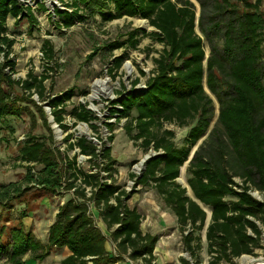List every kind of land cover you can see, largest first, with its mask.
Returning a JSON list of instances; mask_svg holds the SVG:
<instances>
[{
  "label": "trees",
  "instance_id": "16d2710c",
  "mask_svg": "<svg viewBox=\"0 0 264 264\" xmlns=\"http://www.w3.org/2000/svg\"><path fill=\"white\" fill-rule=\"evenodd\" d=\"M197 1L203 11L207 2L213 6L208 20L202 14L198 22L210 47L207 60L191 0H71L65 3L71 10H56L54 15L63 17L66 28L73 25L75 18L85 21L86 13L98 15L104 23L139 17L154 28L152 32L132 30L126 34V40L108 47L110 51L125 46L135 49L140 39L147 37L163 46L153 59L155 67L145 88H136L139 83L136 79L128 94L121 92L119 100L111 102L110 116L118 114L119 120L126 119L128 135L140 140L144 150L153 149L157 154L145 163L140 175L131 174L130 178L135 180V189L139 186L155 189L176 216L183 250L191 258V261L181 258V264H202L203 230L211 257L209 264H237L236 258L257 257L259 250L264 251V0ZM61 2L64 4V0ZM39 9L47 10L43 4ZM9 18L15 23L26 20L30 27L38 24L30 6L20 0H0V124L8 116L21 114L20 103H31L40 109L31 99L36 94L40 102L47 101L53 123L66 132L63 114L73 90L48 97L45 81L54 70L49 66L39 76L31 71L25 79L13 78L16 62L10 54L15 40L9 34ZM42 50L48 61H53L56 54L51 41L45 40ZM124 59V56L114 59L110 75L121 68ZM204 80L219 101L220 129H214L190 158L191 149L208 130L213 115V101L205 90ZM13 88H19L28 97H15ZM116 104L120 111L114 108ZM41 113L50 132L29 135L22 142L18 160L25 175L20 182L0 184V208H9L20 201L31 188L70 196L58 206L46 244L38 243L23 229L12 230L11 261L22 264L19 260L24 255L38 250L42 254L36 258L41 260L56 248L67 250L59 264H116L125 257L153 264L159 236L144 232L142 214L128 205L135 190L128 192L117 184L114 175L118 170L111 146L106 147L103 142L99 148L86 136L74 138L73 134H67L66 148L62 151L47 116L42 110ZM72 113L77 122L98 130L92 124L98 118L85 105L75 107ZM102 124L113 131L112 123ZM166 124L190 127L184 139L189 147H177L175 133L165 129ZM113 139V134L107 138L108 142ZM71 150L78 152L69 156ZM78 154L87 158L89 170L80 167ZM187 161V182L195 199L177 181ZM235 177L241 178L242 184ZM252 188L262 193V200L251 195ZM203 206L211 210L208 224ZM92 207L109 235L98 226ZM4 235L5 229L0 226V258ZM109 240L115 245L114 254L107 251Z\"/></svg>",
  "mask_w": 264,
  "mask_h": 264
},
{
  "label": "rangeland",
  "instance_id": "374dc122",
  "mask_svg": "<svg viewBox=\"0 0 264 264\" xmlns=\"http://www.w3.org/2000/svg\"><path fill=\"white\" fill-rule=\"evenodd\" d=\"M45 1L48 4H46L47 10L41 11L39 5ZM191 1L196 10V30L204 41L207 60L210 54V47L206 37L200 31L198 22L202 14H205V21L208 20L213 11V6L207 2L203 11L201 4L197 0ZM20 2L32 8L38 24L36 27H30L26 20L19 23H15L12 18L7 20L10 37L15 40L10 54V58L16 62V73L13 78L25 79L31 71L39 76L45 73L44 70L48 66L50 68L53 67L54 70L49 73L51 78L45 81L46 95L51 98L58 97L64 92L73 90V96L65 103L63 116L64 124L68 126L66 132H63L62 129L53 123L47 101L40 102L36 94L31 99L41 106L40 109L35 108L31 103H20L21 114L8 116L6 122L0 124V184L20 182L23 179L25 168L22 167L18 160L22 142L29 135H48L50 132L48 127L44 125L42 110L47 116L56 144L62 151H65L66 148L64 138L67 134H73L74 138L86 136L97 144L99 148H102L103 142L106 143V147L111 146V155L116 161L115 167L118 170L114 178L117 184L124 186L126 191L132 192L135 190L128 203L131 208L139 209L146 229L158 228L160 221L172 224L171 216L173 214L165 206L156 190L142 186L135 189V180L130 178L131 174L137 176L142 173L146 163L144 160L149 156H154L155 151L153 149L144 150L140 140H133L128 135L125 127L128 122L126 119L119 120L118 114L110 116L111 102L119 100V93L128 94L132 90L133 82L136 79L139 80L136 88L146 84V80L155 67L153 59L159 56L163 46L147 37L141 38L135 49L125 46L110 51L108 47L114 42L126 40V34L132 30L145 29L147 32H152L154 28L149 26L147 20L139 17H125L104 23L98 15L89 16L88 13H86L87 18L85 21L80 22L75 18L73 25L66 28L64 27L63 17L60 15L55 16L54 13L56 10L61 12L68 9L71 10L65 4L70 3L71 0H64V4L61 0L55 2V4L53 2L49 4V0H20ZM262 8L264 10V4ZM138 35L140 36L141 34L138 33ZM45 40L51 41L56 54L51 62L48 61L42 50ZM218 42L221 43V41ZM119 56L125 57L124 62L120 69L115 70L110 75L109 69H111L114 59ZM141 72L146 75L143 76ZM97 81L106 82L105 88H100L102 91L94 87ZM204 87L213 101V115L208 130L198 141L197 145L191 149L190 158L198 146L203 141L208 140L214 129H220L218 124L219 101L207 88L206 80H204ZM97 90L98 92H95ZM11 92L17 98L28 97L19 88H13ZM94 94L95 97L93 98ZM79 105H85L98 118L97 121L92 122V124L98 126V130L94 131L88 124L76 121L72 112ZM23 108L25 109L23 110ZM114 108L121 110V107L117 104ZM106 121L113 124L112 132L103 126L102 123ZM164 128L175 133L174 142L177 147H189L184 139L190 127L181 128L174 124H166ZM111 134H113L114 139L112 142H108L107 138ZM98 136L103 139L102 142L97 139L99 138ZM75 152H78V150L68 151V154L73 156ZM86 159V157L78 154L80 167L89 170L90 164L86 162ZM188 166L189 162L187 161L181 168L178 182L187 188L188 195L192 197L194 195L192 191L190 193L191 189L188 188L187 182L189 178ZM183 178L187 182V186L183 182ZM235 181L238 184H242V180L239 177H235ZM250 193L257 200L263 199L262 193L254 188L250 190ZM69 196V194L52 195L41 189L31 188L20 201L15 202L9 208H0V226L5 229L3 237L4 250L1 254L0 264H14L11 261L12 230L23 229L25 232L30 233L38 243L46 244L48 229L55 219L57 208ZM203 208L207 214H210L211 210L209 207L203 206ZM91 211L95 213L97 210L92 207ZM158 212L161 213L159 214L160 219L156 216ZM162 212H165V214H162ZM205 232L206 230H203L200 233L204 246V249L201 250L200 258L202 264H209L211 257L205 249ZM175 234L171 247L176 249V255L182 254L183 258L191 261L190 256L183 250L180 231L178 230ZM63 253L62 250L52 248L44 259L38 260L36 256L42 254L38 250L37 252H28L19 261L22 264H59L64 257ZM258 254L259 256L257 257L246 255L235 260L237 264H254V259H261L262 262L260 261L259 263L264 264V251L259 250ZM132 264H142V261L137 260L132 262Z\"/></svg>",
  "mask_w": 264,
  "mask_h": 264
},
{
  "label": "crops",
  "instance_id": "0c3cea01",
  "mask_svg": "<svg viewBox=\"0 0 264 264\" xmlns=\"http://www.w3.org/2000/svg\"><path fill=\"white\" fill-rule=\"evenodd\" d=\"M180 174H181V170H180ZM178 179H177V181H178ZM183 182H184V180H183ZM148 188L153 189L151 187H148ZM187 194H188V191H187ZM128 205L130 206L129 203H128ZM138 211H139V209H138ZM93 214L95 216V219L97 221L98 226L104 231V233L106 235H109L108 231L106 230L105 224L98 217V212L96 211ZM159 214H161V213L158 212L156 214V216H157V218L160 219ZM162 214H165V212H162ZM168 214H169V216H171L170 213H168ZM152 215H154V214H152ZM209 215L210 214H207V224L209 223V221L211 219V218L209 219ZM171 219H172V224L160 221L159 222L160 226L158 228L153 227L151 229H146L145 226L143 225V220H142V230L144 232H149L152 235H158L159 236V240L156 244V248L154 251V256H155V260H154L155 262H153L154 264H181L180 259L183 258V255L182 254L176 255V253H175L176 249L171 247V242H172L174 236L176 235L175 232L178 231V228H176L178 226L176 216L173 214V216H171ZM205 237H206V232H205ZM203 247L204 246H203V242H202V250L204 249ZM106 248H107L108 252L113 253V254L115 253V245L113 244L112 241L109 240L107 242ZM205 249L207 251V242L205 244ZM63 252H64L63 255L65 257L67 254V250H63ZM244 256H246V255H244ZM132 262H135V261H132L129 258L125 257V259L123 261H120L116 264H132ZM235 262H236V260H235ZM257 264H261V263H257Z\"/></svg>",
  "mask_w": 264,
  "mask_h": 264
},
{
  "label": "bare ground",
  "instance_id": "6f19581e",
  "mask_svg": "<svg viewBox=\"0 0 264 264\" xmlns=\"http://www.w3.org/2000/svg\"><path fill=\"white\" fill-rule=\"evenodd\" d=\"M105 85H106V82H104V81H97L95 84H94V87L95 88H97L98 90H101L100 88H105ZM98 90L97 91H95V92H98ZM102 91V90H101ZM93 98L95 97V94L92 96ZM189 188V187H188ZM190 190V189H189ZM261 262H262V260H261Z\"/></svg>",
  "mask_w": 264,
  "mask_h": 264
},
{
  "label": "water",
  "instance_id": "95a60500",
  "mask_svg": "<svg viewBox=\"0 0 264 264\" xmlns=\"http://www.w3.org/2000/svg\"><path fill=\"white\" fill-rule=\"evenodd\" d=\"M154 156H156V155H154ZM150 158H151V156L147 157V158L144 160V162L149 161ZM190 197H191V196H190ZM191 198L195 199L194 196H192ZM210 218H211V212H210V215H209V219H210ZM260 261H261V259H254V260H253L254 264H257V263H259Z\"/></svg>",
  "mask_w": 264,
  "mask_h": 264
},
{
  "label": "built area",
  "instance_id": "2783aa9c",
  "mask_svg": "<svg viewBox=\"0 0 264 264\" xmlns=\"http://www.w3.org/2000/svg\"><path fill=\"white\" fill-rule=\"evenodd\" d=\"M59 2V0H49V4H50V2H53L54 4H55V2ZM45 7L48 5L47 3H46V1L45 2H43L42 3ZM47 4V5H46ZM47 8V7H46ZM54 11V10H53ZM1 59V58H0ZM2 60V59H1ZM139 88H145V85H143L142 87H139ZM49 111H50V109H49ZM154 155H156L155 153H154ZM152 157V156H151ZM141 174V173H140ZM140 174H138V175H140ZM137 175V176H138Z\"/></svg>",
  "mask_w": 264,
  "mask_h": 264
}]
</instances>
